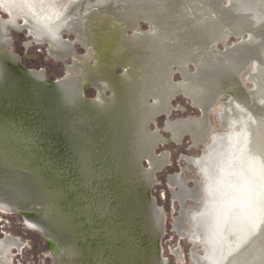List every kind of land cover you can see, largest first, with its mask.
Wrapping results in <instances>:
<instances>
[{
	"label": "rangeland",
	"instance_id": "374dc122",
	"mask_svg": "<svg viewBox=\"0 0 264 264\" xmlns=\"http://www.w3.org/2000/svg\"><path fill=\"white\" fill-rule=\"evenodd\" d=\"M129 1L136 6H122L130 3L112 0L84 13L85 9H76L71 19H75L77 13L82 15L77 26L83 19L82 35L90 37L92 34L100 57L103 52L100 46L104 47L105 42L96 32L106 30L107 25L95 31V24L104 15L123 27L136 61L129 64L130 67L117 61L113 63L115 84L95 71L90 73L98 76L96 83L85 79L83 67L89 70L95 63L90 60L91 65H87L83 61L81 66L78 58L87 54L88 50L80 43H75L72 52L56 53L65 57L66 61H62L55 58L47 44L36 41L25 47L34 40L30 32L13 28L4 41L0 40V46L6 45L5 48L0 47V92L4 84L2 76H9L3 67L4 51L7 50L24 69L44 71L38 86L46 87L56 80L61 81L56 95L55 91L45 94L40 91L41 95H29L30 98L20 96L21 101L14 102L9 99L14 89L8 91L12 85L5 80L6 95H0V183L15 199H24L32 194L43 196L46 207L44 211L40 209L41 212L32 209L20 212L0 206V240L8 236L20 244V247L16 245L12 249L10 264H71L63 257L72 254L73 246H63L64 250L55 255L43 233L28 223L26 215L36 217L38 220H28L42 226L44 224L39 220H49L62 240L77 242L79 254L83 252L85 257L97 254L103 258L104 264H196L190 237L196 233L195 217L204 210L207 197L203 195L200 202L187 200L182 207L174 196L179 188L172 187L169 179L171 175L180 173L190 189H197L198 181L202 187L205 186L204 170L212 154L220 150L217 139L226 137L232 130L224 125V119L228 117L234 98L225 94L219 103L211 106L207 119L201 116L199 105L180 87L182 82L188 84L186 76L195 75L194 79L198 78L196 61L186 60V64L180 66L177 60H173L168 81L169 116L164 113L154 116L151 109L159 102L160 58L169 56V42L172 55L178 44L186 48L198 47L204 51L202 58L216 65V71H220V82L226 84L235 79L238 84L241 81L243 87L252 93L264 86V68L261 66L264 63V46L258 50L260 58L254 53L249 54L248 66L239 73H232L226 63L228 51L225 52V49L238 46H249L251 49L253 36L243 15L231 8L233 0H181V8H177L180 2L174 3L175 0ZM67 3L68 0H62V6ZM198 9L201 13L197 12ZM167 14L172 17L167 19ZM2 17L9 19L8 14ZM261 21L264 25V18ZM18 22L24 25V20L19 19ZM85 22L90 25L87 27ZM72 31H64V40L61 38L55 42L58 49L73 47L67 42L77 40ZM243 31H247L249 36L234 37ZM226 38L225 43L217 41L213 46L215 40ZM92 41L90 44L93 47ZM223 60L226 66L222 65ZM212 65L211 70H214ZM117 80L120 83H116ZM123 84L130 85L133 90ZM239 94L245 97L246 92L241 90ZM261 98H264L261 94L255 98L258 105L264 103ZM15 99L19 100L18 97ZM243 115L239 118L241 125L239 122L232 127L235 134L250 128L254 132L253 124L249 122L251 127L246 122L253 118V112H243ZM185 119L191 120L188 122L189 130L197 129L199 135L205 131L207 142H199L197 137L201 136L194 138L189 131L180 133L173 129V122ZM256 119L262 121L260 116ZM148 130L153 136L151 143L154 149L151 156L152 150L148 147L147 155L152 158L167 155L162 157L167 162L153 171L150 182L134 180V167L129 159L134 157L132 159L139 171L149 167V161L144 156L138 160L139 152L143 154L145 151ZM176 132L180 134L178 137ZM193 139L196 147L192 144ZM183 156L202 162L185 163ZM150 162L152 166L157 165ZM127 177L129 180L125 179ZM119 193L124 199L120 214L116 216V208L112 211L111 205L118 202ZM2 194L17 209L14 200ZM148 200L153 201L158 208L157 215L162 216L161 232H157L151 223V201L147 203ZM183 210L186 215L182 217ZM118 226L120 238L116 237ZM129 245H136V248L131 249ZM198 252L204 255L205 248L200 246Z\"/></svg>",
	"mask_w": 264,
	"mask_h": 264
},
{
	"label": "bare ground",
	"instance_id": "6f19581e",
	"mask_svg": "<svg viewBox=\"0 0 264 264\" xmlns=\"http://www.w3.org/2000/svg\"><path fill=\"white\" fill-rule=\"evenodd\" d=\"M109 1L112 0H68V3L62 6V0H0V7L9 15V19L6 20L0 18V40L4 41L9 35V30L12 28L21 30L22 26L18 21L22 19L39 41L50 40L58 42L62 38V32L68 27L70 20L75 15L76 9L93 10L95 7L109 4L106 3ZM126 1L130 4H122V6H136L135 4L133 5L132 1ZM177 2H180L177 8H181V0H175L174 3ZM231 8L243 15L244 21L249 23L251 34H253L250 41L251 49L248 48L249 46L228 47L225 49V52L228 51V57H226L233 63L230 66V71L232 73H239L248 66L249 54L254 53L258 55V50L264 46V36L261 30V20L264 18V0H233ZM170 17L172 16H169V18ZM245 34H248V32L243 31L239 35H234V37L241 38ZM226 40L227 38L225 40H215L213 46L215 47L217 41L225 43ZM217 52L221 53L219 51ZM12 60L15 61V63H13L12 68L9 69V76H2L5 85L6 81L12 85V87L7 90L10 92L13 89L15 90L12 91L14 92L13 96H9V99H12L14 102H20V96L30 98L29 95H41L40 91L43 92L42 94L55 91L56 95L58 87H61L60 83L53 82L46 87L38 86L40 82L38 80L40 79L38 77L37 79L33 72L19 66L14 58ZM177 61L180 66L184 64V60L182 61L178 58ZM210 65H212V63L206 65L205 61H196V66L198 68V78L196 80H198V82L199 80H204V88L200 90L202 94H198L192 88V85H190L191 87L189 88L191 90L188 92L193 95V99L199 103L201 107H205V104L211 101L214 94L217 93V99L213 100L207 109H202L205 117H207V113L211 106L219 103L225 94L231 97L234 96V99L231 101L232 108H229L228 117L224 119V125L231 127L232 131L226 137H219L217 139L220 150L212 154L208 166L204 170L203 177L206 182L205 186L202 187V184L198 181V188L192 190L189 188L188 183L178 175L171 180L173 185L179 187V191H175L174 195L180 200L183 206L187 200L200 202L203 195L207 197L204 210L195 217L197 221L196 233L193 237H190L194 243L192 255L196 264H264V152L262 151L264 149V103L258 105L257 101H255L256 96L258 97L259 94L264 97V86L252 93H249L250 90L243 87L241 81H239L236 86H224L222 88V83L216 81V75L213 73V70H211ZM212 66L214 69L216 68V65L214 66L213 64ZM261 66L264 68V63L261 64ZM165 68L167 70V66H165ZM186 77L187 79H191L188 76ZM209 77H212V80ZM34 79L37 80L34 81ZM162 80L164 82L165 78L163 77ZM4 84L3 91L0 92V95H6L4 93ZM193 84V86L197 85L196 82ZM241 90L242 92H248V94L246 93L245 97L243 95L241 96L239 94ZM16 97H18V101H16ZM36 100H38V97H36ZM160 101L162 102V100ZM157 111L158 109L155 110V112ZM249 111H252L254 115H252L253 118H250L249 121L246 122L248 124L249 122L253 124L254 132H252L250 128L246 129L241 134H235V128L234 130L232 128L233 125L240 122L239 118L241 119L240 115H243V112L248 113ZM162 113L169 116L170 110L159 114ZM256 114L260 116L261 122H258L259 119H256L257 116L256 118L254 117ZM153 118L154 117L151 119ZM250 131L253 133L251 136ZM151 140L152 139L148 135L147 142L145 143V151L143 154L142 151H140L138 157V160L143 156L147 158L149 165H151L150 161L154 164L150 154L147 155L150 148L152 150L153 145ZM148 147L150 148L147 149ZM146 149L148 151H146ZM132 158L134 157L132 156ZM132 158L130 157L129 159H131L130 163L134 167L132 171L134 180L141 179L150 182L149 180L150 177L152 178L153 171L161 167V165L157 168L153 167L154 170L148 167L145 169L146 171H139L137 168L138 166L135 167ZM190 161L198 164L200 163L197 159H191ZM150 172L151 175H149ZM101 173L104 172L101 171ZM125 179L129 180L128 177ZM3 188L4 187H0V206L4 209L14 211L20 210L21 212L23 209L22 204L25 203L26 205L34 204L33 208L28 205L27 209L36 210L37 212L40 211V209L35 208L37 204H40L36 200V197L27 196L28 198L15 199ZM2 193H4L7 198H12L14 200L15 205L18 206L17 209L12 203L3 198ZM119 195L120 196H117L118 202L111 205L112 211L116 208V216L120 214L123 205L122 199H124L123 195L120 193ZM150 203L151 223L155 229H157V232H161L162 216L159 217L157 215L158 208L154 206L152 201ZM185 215L186 211L183 210L182 217ZM25 217H27L28 223L33 228L43 233L44 238L49 239L52 244L51 248L53 253H61V251L64 250L63 246H73L72 254L63 257L67 259L69 263L104 264L103 258L95 253H93L95 254L92 255L93 257H85L83 252L79 254L76 241L62 242L55 231L54 234L53 232L51 233V230L43 222L45 221L44 219L39 221H41L45 227L28 220V218L34 219L36 217L32 215H26ZM179 221L180 219H178V222ZM119 226L118 228L116 227V237L119 236ZM47 229H49V231ZM46 230L48 231V235L46 234ZM16 245L20 247L18 241L10 239L9 237L0 240V264H9L11 261L9 255ZM200 246L205 248L204 255H200L198 252ZM129 248L135 249L136 245H129ZM102 252L104 251L102 250Z\"/></svg>",
	"mask_w": 264,
	"mask_h": 264
},
{
	"label": "flooded vegetation",
	"instance_id": "af4514ba",
	"mask_svg": "<svg viewBox=\"0 0 264 264\" xmlns=\"http://www.w3.org/2000/svg\"><path fill=\"white\" fill-rule=\"evenodd\" d=\"M138 6V5H137ZM145 9V8H144ZM89 10H92V9H85L82 13H84V12H87V11H89ZM197 12H199V13H201V9H198V11ZM0 18L2 17V16H7V14L6 13H4L1 9H0ZM162 15H164V14H162ZM76 16H77V18H76ZM75 16V19H73V20H71L70 22H69V24H68V27L64 30V31H72V30H74V31H72V32H74L76 35V37H77V40L76 41H73V42H71V41H69V40H67V42H69L68 44L70 45V46H73V47H70V48H67V49H58L59 47L58 46H56L55 45V42L54 41H48V40H44V41H39L34 35H33V33H32V31L28 28V26H26V24H25V22H24V25L22 26V28H21V31H27V32H30V37L31 38H34V40L33 41H29L26 45H25V47H30L31 46V43H37V42H39V43H41V44H47L48 45V47L50 48V51H51V53L55 56V58L56 59H59V60H62V61H66V59H65V57H63V55H60V54H56V53H58V52H60V53H68L69 51H67V50H71L70 52H72L73 50H74V48H75V43H80V44H82V45H84L86 48H87V50H88V53L87 54H85L84 56H82V57H79L78 58V60H80L79 61V63L81 64V66L83 67V65H82V63L81 62H85L87 65H91V64H89L90 63V60L91 61H93L94 63H95V65L94 66H91L92 68L91 69H87L86 67H83L84 68V73H85V79L89 82H92V83H96V81L95 80H97V78H98V76H95L94 74L93 75H91V73H93V71H95V72H97V74L98 75H103V78L106 80L107 79V81L108 82H110V83H112V84H115V78L113 77V75H112V67H113V63L115 62V61H117V62H121V63H125V65L126 66H129V64H132L133 62H135L136 60H135V58H134V50L133 49H131V47H130V44H129V39H127V37H125L124 36V29H123V27L122 26H120L118 23H116L115 21H113V19H107L106 17H104V15H102V19L99 21V22H97L96 24H95V27H93V29L95 30L96 28H98V27H102V26H104V25H107V29L106 30H101V32H96L97 34H99V36H101V40L103 39L104 40V44H105V46L103 47V46H100V48L102 47V56L100 57V54L98 53V51H97V49L95 48V46H96V43L95 42H93L92 40L94 39L93 38V36H91L90 35V37H88V35H86V34H84V35H82V28H83V19H81V23H80V26L78 27L77 26V21H80V18L82 17V15H78V13H77V15ZM169 16H171L170 14H167V16H165L167 19L169 18ZM84 17V16H83ZM6 18V17H5ZM2 19H3V17H2ZM198 20H202V18H199ZM76 23V24H75ZM86 23V22H85ZM90 24L89 23H86V26L88 27ZM171 25V24H170ZM84 26H85V24H84ZM264 27V25H261V30H262V28ZM86 28V27H85ZM13 29V28H12ZM23 29V30H22ZM188 29V28H187ZM186 29V30H187ZM29 30V31H28ZM77 30V31H76ZM185 30V31H186ZM11 31V29L9 30V32ZM64 31L62 32V40H64V38H63V33H64ZM96 31V30H95ZM262 31H264V28H263V30ZM115 34V35H114ZM263 34H264V32H263ZM32 35V36H31ZM9 36V35H8ZM10 41H11V37H10ZM37 41V42H36ZM92 41V43H93V47L91 46V44H90V42ZM10 43V42H9ZM98 44V43H97ZM9 45V44H8ZM7 45V46H8ZM167 48H168V50H169V56H162V58H160V65H159V68H160V71H159V78H158V81H159V84H158V88H157V90H158V95H157V98H158V100H159V102H158V104L157 105H155L152 109H151V111H152V113H153V115L155 114V115H157V114H159V113H161V112H168L169 110H168V95H169V93H170V86H169V84H168V81H169V77H170V70H171V62L173 61V60H177L178 58L180 59V60H184V64H186V60L187 61H189V60H195V61H199V60H202V61H205V59L204 58H202V56H205L204 55V51H203V49H198V47H196V48H194V47H188V48H186L185 46H181V45H177V47L178 46H181V48L179 47V49L176 47L174 50H173V55L171 54V52H172V50H171V47H172V45H171V42H169V43H167ZM5 46L6 45H1L0 47H4L5 48ZM97 47V46H96ZM6 50V49H5ZM175 51V52H174ZM133 53V56L131 55ZM4 56H5V58H4V61H3V67L5 68V71L9 74L10 73V71H9V69L10 68H12V65H13V63H15V61H13L12 59H13V55H12V53L9 51V50H7V51H4ZM214 54L212 53L211 54V56H213ZM223 55V54H222ZM173 57V58H172ZM200 57V58H199ZM228 57V56H227ZM226 57V59H227V61H226V63H227V65L229 66V69H230V66L233 64L232 63V61L229 59V58H227ZM256 57H259L260 58V56H258V55H256ZM209 60H207V61H205V64L207 65V64H209V62H208ZM196 63V62H195ZM221 63H223L222 65L223 66H226V64L224 65V63H225V60H223V62H221ZM249 64V63H248ZM165 66H167V70H166V68H165ZM130 67V66H129ZM69 69H71V67L69 66L68 67ZM29 71H31V72H33V74H34V76L37 78H39V77H44V71H42V70H35V69H32V70H30V69H28ZM91 72V73H90ZM215 72V73H214ZM218 72H220L219 70L218 71H216V68L213 70V73L216 75L215 77H216V81H219V79H220V76H221V74L220 73H218ZM70 73V71H68V74ZM88 73V74H87ZM90 74V75H89ZM88 75H89V77H88ZM91 77V78H90ZM163 77L165 78V81L163 82ZM196 76L195 75H193L192 77H190L191 79H189L188 80V84L187 83H184V82H182L181 83V85H180V87H181V89L184 91V93L188 96V97H190L196 104H197V106H198V108L199 109H201V111H202V109H207V107L209 106V104L213 101V100H216L217 98H216V94L217 93H215L214 94V96L212 97V99H211V101H209V102H207V104H205V107H201V105L199 104V103H197L194 99H193V95H191L188 91L189 90H191L189 87H191L190 85H192V88L195 90V92H197L198 94H202V91H200L201 89H203L204 87H203V82H204V80H199V82H198V80H196V79H194ZM37 78V79H38ZM209 78H211V80H212V77H209ZM208 78V79H209ZM37 79H34V81L35 80H37ZM210 80V79H209ZM208 81V80H207ZM207 81H205V82H207ZM194 82H196V86H193L194 84ZM58 83H60L61 84V81L60 82H58ZM116 83H120V81H116ZM124 83V82H123ZM222 83V82H221ZM236 85H238L237 83H236V80L235 79H233L232 80V82H230V83H228V82H226V84L225 83H222V88L224 87V86H236ZM123 86H125V87H127V88H130L131 90H133L132 89V87L130 86V85H125V84H123ZM221 88V89H222ZM192 89V90H193ZM189 93V94H188ZM247 94H248V92H246ZM249 93H251V92H249ZM218 96V95H217ZM246 96V95H245ZM215 98V99H214ZM233 98H234V96H233ZM160 100H162V102L160 101ZM162 108V109H161ZM156 109H158V111L157 112H155V110ZM161 109V110H160ZM200 114H201V116L203 115V111L202 112H200ZM151 117V116H150ZM150 117H149V119H150ZM208 118V116L206 117V119ZM188 122H191V120H178V121H176V122H173V125H175V127L173 128V129H175L177 132H180V133H183L184 131H189L190 133H191V135H192V137H197L198 135H199V132H198V130L197 129H195V130H193V129H191V130H189V125L190 124H188ZM209 129H210V127H209ZM195 131H197V133L195 132ZM232 131V130H231ZM176 132V136L178 137L180 134H178ZM189 132H186V133H189ZM147 133H148V135L150 136V138L152 139V141H154L153 140V136H151L152 134L150 133V131L148 130L147 131ZM185 133V134H186ZM189 133V134H190ZM234 133H235V131H234ZM190 135V136H191ZM204 135V136H203ZM199 136H201V137H197L198 139H199V142H203V141H206V137H205V131H203V133L202 134H200ZM205 137V138H204ZM201 138V139H200ZM208 140V139H207ZM207 142V141H206ZM192 144L196 147V145H195V143H194V139H193V141H192ZM200 144H205V143H200ZM199 144V145H200ZM152 145H154V144H152ZM153 149H154V147H153ZM153 149H152V153H153ZM151 153V156H153V154ZM166 157H167V155L166 154H164ZM163 155V156H164ZM163 156H161V158H159V157H153L152 159H153V161L157 164V165H154V166H152V164H151V162H150V164H151V169H153L154 170V168L156 167H158V166H162L163 165V163H166L167 161H166V158H163L162 159V157ZM191 159H196V158H194V157H188V156H183V160L185 161V163H191ZM202 161L200 160V163H201ZM199 163V164H200ZM189 164H187L186 165V167L188 166ZM149 167H150V165H149ZM154 167V168H153ZM185 170V169H184ZM181 176L183 179H184V177H183V175L182 174H180V173H177V174H175V175H171V177H170V179H169V182H170V184L172 185V187H177V188H179L177 185L175 186V185H173V183L171 182V180H172V178H176V176ZM187 182V181H186ZM188 183V182H187ZM174 194H175V192H174ZM175 196V195H174ZM176 198V197H175ZM179 200V199H178ZM180 201V200H179ZM181 203V202H180ZM181 206L183 207V205L181 204ZM8 237V236H7ZM6 237V238H7ZM3 238H4V236H3ZM5 238V239H6ZM4 240V239H3ZM194 244V243H193ZM193 250V249H192ZM53 253V252H52ZM55 255H56V253H54ZM11 263V261L9 262V264Z\"/></svg>",
	"mask_w": 264,
	"mask_h": 264
},
{
	"label": "water",
	"instance_id": "95a60500",
	"mask_svg": "<svg viewBox=\"0 0 264 264\" xmlns=\"http://www.w3.org/2000/svg\"><path fill=\"white\" fill-rule=\"evenodd\" d=\"M56 82H58V80H56L55 81V83ZM1 165V164H0ZM36 184H38V183H36ZM39 185V184H38ZM37 185V186H38ZM27 186V184L26 183H24V187H26ZM0 187H4L1 183H0ZM27 189H28V187H26ZM38 188H39V186H38ZM3 189H5V188H3ZM30 197H36V200L40 203V204H37L36 205V207L35 208H38V209H41V210H45L46 209V207H45V205H43V196L41 197L40 195H36V194H32ZM26 198H28V197H26ZM150 201H152V200H150ZM149 200H148V202L147 203H149L150 202ZM152 203H153V201H152ZM29 204H25V203H23V209H27ZM31 205V204H30ZM29 205V206H30ZM38 205H43L42 206V208L41 207H38ZM153 206V205H152ZM34 207V206H33ZM33 207H31V208H33ZM148 207H150V205L148 204ZM41 210L39 211V212H41ZM149 212H150V210H149ZM29 216H31V215H29ZM44 223H45V225L54 233V231H55V229L54 228H52L53 226H52V224H51V222L49 221V220H45V221H43ZM49 229H47L48 231H49ZM46 230V231H47ZM48 231L46 232V234L48 235ZM56 233V232H55ZM57 234V233H56ZM159 234H161V233H159ZM58 235V234H57ZM59 236V235H58ZM158 236V235H157ZM155 237H156V235H155ZM61 238V237H60ZM46 239V238H45ZM47 241H48V243H49V245L51 246L52 244H51V242L49 241V239H46ZM61 241L62 242H66V241H64V240H62L61 239ZM151 241H154V237L152 238L151 237ZM52 247V246H51Z\"/></svg>",
	"mask_w": 264,
	"mask_h": 264
}]
</instances>
